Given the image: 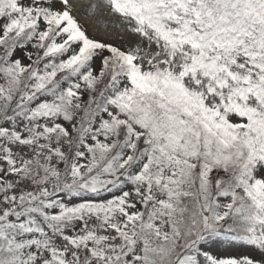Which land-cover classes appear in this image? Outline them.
Segmentation results:
<instances>
[{
  "label": "snow or ice",
  "instance_id": "1",
  "mask_svg": "<svg viewBox=\"0 0 264 264\" xmlns=\"http://www.w3.org/2000/svg\"><path fill=\"white\" fill-rule=\"evenodd\" d=\"M0 264H264V0H0Z\"/></svg>",
  "mask_w": 264,
  "mask_h": 264
}]
</instances>
